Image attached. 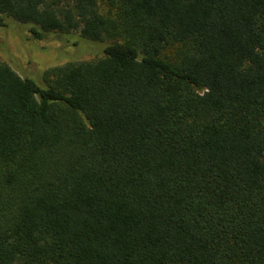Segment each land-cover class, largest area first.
Masks as SVG:
<instances>
[{"label": "trees", "instance_id": "obj_1", "mask_svg": "<svg viewBox=\"0 0 264 264\" xmlns=\"http://www.w3.org/2000/svg\"><path fill=\"white\" fill-rule=\"evenodd\" d=\"M101 1L0 0L109 40L44 85L0 59V264H264V0Z\"/></svg>", "mask_w": 264, "mask_h": 264}, {"label": "rangeland", "instance_id": "obj_2", "mask_svg": "<svg viewBox=\"0 0 264 264\" xmlns=\"http://www.w3.org/2000/svg\"><path fill=\"white\" fill-rule=\"evenodd\" d=\"M100 4L103 2L100 0ZM9 23L0 26V59L12 66L18 74L44 85V73L68 61L92 60L103 55L104 41H87L73 45L58 34L35 38L20 24L5 18ZM12 21V22H10ZM78 34V32H75ZM163 54L175 58L177 46H165Z\"/></svg>", "mask_w": 264, "mask_h": 264}]
</instances>
